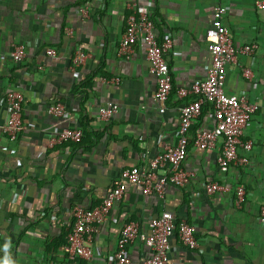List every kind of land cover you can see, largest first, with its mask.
<instances>
[{"label":"crops","instance_id":"0c3cea01","mask_svg":"<svg viewBox=\"0 0 264 264\" xmlns=\"http://www.w3.org/2000/svg\"><path fill=\"white\" fill-rule=\"evenodd\" d=\"M255 3L0 0V259L7 244L14 264L62 262L66 233L74 222L72 207L98 205L123 169H147L166 145H177L180 107L192 98L187 93L192 81L207 73L212 58L206 49V31L215 20L214 8L221 5V22L233 43H258L252 55H239L238 63H228L225 82L228 92L244 94L248 103L256 105L243 137L254 140L249 167L234 161L223 173L216 159L221 139L215 150L191 143L183 162L192 172L190 183L166 185L163 197L144 194L140 186L127 183L121 200L91 233V257L80 261L114 264L125 222H137L140 233L147 234L152 219L170 211L176 223L185 220L195 226L200 246L190 249L175 234L169 264H264V219L260 216L264 202V10H257ZM84 4L90 7L85 17L79 12ZM129 5L151 12L159 36L169 34L173 40L166 54L172 90L164 111L154 97L156 79L149 71L145 44L138 42L128 54L118 52ZM14 43L26 47L21 62L10 57ZM77 49L85 51L86 59L74 68ZM242 68H250L254 79L243 77ZM117 75L118 84L108 81ZM12 89L24 95L22 128L16 139L3 130L6 96ZM55 101L65 105L67 119L47 112ZM108 102L117 103L119 110L110 120H103L99 111ZM205 114L195 121L192 132ZM66 126L82 130L80 143L51 146V137ZM214 181L226 184L228 190L205 193L204 184ZM237 182L247 191L241 207L233 191ZM57 240L60 244L52 245ZM127 254L129 264H143L150 249L137 237L128 244Z\"/></svg>","mask_w":264,"mask_h":264},{"label":"built area","instance_id":"2783aa9c","mask_svg":"<svg viewBox=\"0 0 264 264\" xmlns=\"http://www.w3.org/2000/svg\"><path fill=\"white\" fill-rule=\"evenodd\" d=\"M257 10H264V0H256ZM131 12L126 17V29L122 34L118 52L128 54L134 50L138 42L145 44L146 57L149 62V71L155 76L156 91L154 97L163 106L168 100L172 90V74L166 54L173 46V40L169 34L159 36L158 28L149 11H136L133 5H129ZM224 8L218 5L214 8V22L206 31L207 52L211 55V63L208 66L205 77L195 78L189 91L192 98L180 107V121L178 125V143L175 146L166 145L149 162L147 169L139 166L125 168L108 190L105 198L96 206L84 207L75 205L71 209L74 218L73 224L67 234L66 244L63 246L64 260L53 264H90L80 261L81 258H90L91 249L89 241L95 225L104 221L115 204L121 200L127 183L138 185L144 194L156 193L163 197L166 185L184 187L190 183L192 172L183 167V162L188 154L189 145L199 148L215 150L221 139V146L217 153V163L220 170L225 173L232 162L237 161L249 167V155L254 149L253 139H244L245 130L251 119L256 105L250 104L244 94L230 93L225 88L228 63H238L239 55H252L258 47L254 41L235 45L228 28L221 22ZM83 17L88 16L90 7L87 4L79 7ZM72 32L71 29L68 30ZM50 55L55 51L48 49ZM26 55V47L22 43H14L10 57L14 62H21ZM4 59L5 56L1 55ZM86 59V53L77 49L73 56V67L80 66ZM241 75L253 80L254 75L250 68H242ZM103 80H106L103 78ZM113 84L120 81L119 75L108 79ZM186 92V91H185ZM184 93V91H183ZM24 95L17 89L8 91L6 96L7 121L3 130L11 139H16L22 128V109ZM208 108L203 122L192 132L195 121L203 114V105ZM47 112L61 119H67L69 112L60 101L50 103ZM119 110L117 103L108 102L99 111L103 120H110ZM83 136L79 127L66 126L60 128L51 137L50 145L65 142L78 143ZM244 152L243 155L239 151ZM163 170L162 174H157ZM228 186L217 181L205 183L203 189L207 194L228 190ZM236 204L241 207L246 201V188L237 182L234 186ZM2 199L0 196V208ZM260 216L264 219V202L260 207ZM152 228L149 233H140L139 224L128 221L123 224L121 237L117 244L114 264H129L127 246L135 238L140 237L150 249V256L143 264H169V256L172 248L171 238L177 234L180 241L188 248L195 249L200 246L196 235L195 226L185 220L176 223L170 211H163L152 219Z\"/></svg>","mask_w":264,"mask_h":264},{"label":"clouds","instance_id":"9594fccd","mask_svg":"<svg viewBox=\"0 0 264 264\" xmlns=\"http://www.w3.org/2000/svg\"><path fill=\"white\" fill-rule=\"evenodd\" d=\"M7 249H8V245L5 244L3 246V250L5 252V255L2 259H0V264H14L13 260L11 259V257L7 254Z\"/></svg>","mask_w":264,"mask_h":264},{"label":"trees","instance_id":"16d2710c","mask_svg":"<svg viewBox=\"0 0 264 264\" xmlns=\"http://www.w3.org/2000/svg\"><path fill=\"white\" fill-rule=\"evenodd\" d=\"M155 24H156V23H155ZM89 83H90V82H88V83L86 84V86H90ZM207 108H208V104H204V105H203V111H202V112H203V113L206 112V111H207ZM194 132H195V130H194ZM194 132H193V133H194ZM81 140H82V139H81ZM78 143H80V142H78ZM191 143H193V140H191L190 144H191ZM66 241H67V233H66L65 243H64V244H66ZM63 242H64V240H63ZM59 244H60V240H57V241H54L52 245L58 246Z\"/></svg>","mask_w":264,"mask_h":264}]
</instances>
